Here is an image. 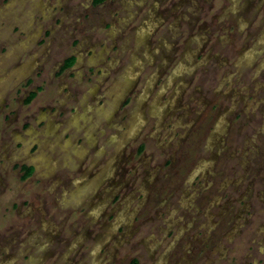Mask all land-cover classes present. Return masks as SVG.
Segmentation results:
<instances>
[{"label":"rangeland","instance_id":"obj_1","mask_svg":"<svg viewBox=\"0 0 264 264\" xmlns=\"http://www.w3.org/2000/svg\"><path fill=\"white\" fill-rule=\"evenodd\" d=\"M134 261L264 264V0H0V264Z\"/></svg>","mask_w":264,"mask_h":264},{"label":"flooded vegetation","instance_id":"obj_2","mask_svg":"<svg viewBox=\"0 0 264 264\" xmlns=\"http://www.w3.org/2000/svg\"><path fill=\"white\" fill-rule=\"evenodd\" d=\"M141 32L143 33L144 31H141ZM140 38H144V37H142V35H141ZM126 74L133 75V74H137V72L134 71V70H129ZM126 74L124 75V78L122 79V81L119 82V83H117V84L113 87V91H112L111 94L114 95V96H116L115 99L117 98L116 100H114V103H117L118 100H119L120 98H122V97L127 93V91L130 90V89L132 88V86H133V85L136 83V81H137V78H136L135 81H133V80H131V79L126 80V79H125ZM137 77H138V76H137ZM146 96H147V93L144 92V93L142 94V98H143V99L141 100V104H143L144 99L146 98ZM141 108H142V107H140L139 109H141ZM113 109H114V108H113ZM113 109H111L110 111L112 112ZM110 111H109V113H108V117H109V118H112L113 114L110 113ZM111 115H112V116H111ZM140 115H141V113L138 114V115L134 118V125H136L137 122L139 121V119H140ZM77 121H78V119H77ZM118 146L121 147V145H120L119 143H118ZM44 154H45V153H44L43 151H41V153H39V157L41 158V160H42V159H45V157H43ZM111 165H112V162H111ZM111 165H110V166H111Z\"/></svg>","mask_w":264,"mask_h":264},{"label":"trees","instance_id":"obj_3","mask_svg":"<svg viewBox=\"0 0 264 264\" xmlns=\"http://www.w3.org/2000/svg\"><path fill=\"white\" fill-rule=\"evenodd\" d=\"M73 64H74V59H70V60H68V61L66 62L64 68H65V69H66V68H69V67H71ZM34 98H35V94H32V95L30 96V98H29L28 101H30V100H32V99H34ZM24 169L26 170L25 178L30 177V176L33 174V172H34V168H32V167H30V168H28V167H24ZM132 264H137V262L134 261Z\"/></svg>","mask_w":264,"mask_h":264},{"label":"bare ground","instance_id":"obj_4","mask_svg":"<svg viewBox=\"0 0 264 264\" xmlns=\"http://www.w3.org/2000/svg\"><path fill=\"white\" fill-rule=\"evenodd\" d=\"M137 76H138V74H133V75L126 74L125 79H126V80L131 79V80L135 81L136 78H137ZM158 107H159V106H158ZM74 121L77 122V118H75ZM43 157H45V155H43ZM8 263H9V262H8Z\"/></svg>","mask_w":264,"mask_h":264}]
</instances>
